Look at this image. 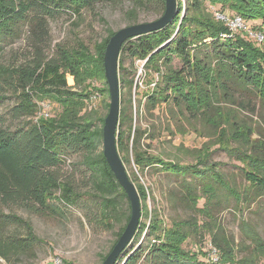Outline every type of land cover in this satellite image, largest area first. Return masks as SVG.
I'll return each instance as SVG.
<instances>
[{"label":"trees","instance_id":"obj_1","mask_svg":"<svg viewBox=\"0 0 264 264\" xmlns=\"http://www.w3.org/2000/svg\"><path fill=\"white\" fill-rule=\"evenodd\" d=\"M177 3V14L166 28L128 40L121 57L126 51L135 62L143 64L148 88L139 110L143 106L152 115L163 106L192 123L200 121L208 127L212 140L201 150L191 152L194 164L167 161L142 150V141L154 139V135L146 137V130L135 124L134 96L140 88L134 77L122 76L121 88L127 87L129 94L123 97L121 91L118 150L125 166L133 162L142 173L153 169L181 178L188 206L207 220L167 222L159 212L149 216L144 206L145 220L132 243H138L143 235L144 239L138 245L131 243L117 264H215L216 258L221 264H262L264 238L243 219L246 240L242 252L246 254L240 257L238 246L228 238L214 211L220 204L230 203L231 198L246 208L264 198V132L242 121L236 107L242 104L264 118V46L237 34L240 29L232 32L225 21L217 19L218 14L240 17L248 36H256L250 23L259 21L257 30L264 36V0ZM104 5H127V26L139 24L140 13L148 9H154L158 18L166 9L164 0H0V42L27 23L36 49L28 64L17 68L0 65V87L18 94V104L9 109L7 116L0 114V259L6 264H23L18 257L34 242H41L32 225L12 213L14 206L44 216L60 209L56 203L71 208L83 200L70 181H62L54 173L69 155L79 156L89 172L91 194L98 200L106 227L113 228L111 221H124L109 252L101 257L102 263L130 221V202L103 155V127L110 105L104 56L115 31H109L93 53L78 42L76 48L58 45L54 55H44L49 47L50 19L70 13L80 20L85 12L95 13ZM121 57L119 68L126 72ZM175 58L182 63L179 69L173 68ZM68 76L74 78V88L68 85ZM95 95L102 97L106 114L89 110ZM44 101L57 103L60 112L50 115L42 110L39 103ZM16 121L22 124L14 129ZM217 145L240 164L247 183L241 192L225 178L221 164L211 161L212 147ZM129 176L134 184L138 182L136 173ZM135 185L141 202L146 204L148 190ZM122 200L127 201V212L121 208ZM202 200L204 207L198 208ZM16 224L27 229L29 240H19L8 232ZM188 242L194 247L186 249Z\"/></svg>","mask_w":264,"mask_h":264},{"label":"rangeland","instance_id":"obj_2","mask_svg":"<svg viewBox=\"0 0 264 264\" xmlns=\"http://www.w3.org/2000/svg\"><path fill=\"white\" fill-rule=\"evenodd\" d=\"M127 7V5L126 7L100 6L95 13L85 12L80 20L70 13L56 15L55 18L49 20L50 41L49 47L44 49V55L46 57L54 55L58 45L71 49L76 48L78 42H82L93 53L95 45L102 42L108 36L109 31L116 32L127 27L125 15ZM155 12L154 9H148V11L140 13L139 23L156 20L158 15ZM250 24H253L252 29H254L253 32L257 33L256 36H248L244 32L245 26L236 33L242 35L246 40L256 43L257 46L263 47L264 41L257 37L259 35L257 28L260 22ZM250 35L252 34L250 33ZM35 54L36 49L33 46L30 26L27 23L17 27L13 36L4 38L0 42V65L3 67L17 68L28 64ZM121 58H123V67L128 71L125 72L119 68L120 79L122 76H126L128 79L134 77L140 88L137 95L134 96V106L137 109L135 124L146 130V137L151 134L154 135V139L145 138L142 141V150L148 151L149 154L160 155L167 161L194 164L196 162L195 155L191 152L201 150L205 144L212 140V137L209 136L208 127L200 121L192 123L188 118L185 119L177 112L165 109L163 106L150 115L143 108L146 101L143 92L147 91L148 88L143 64L135 62L126 51ZM181 65V61L175 58L173 68L179 69ZM68 85L73 88L75 86V80L71 76H68ZM96 86L99 84L97 83ZM121 91L123 97L129 94L127 87L123 86ZM0 92V96L5 98L0 100V114L7 116L9 109L18 104V94L5 89V87H0ZM102 100V97L95 95L89 110L94 109L101 115L106 114L107 111L102 107ZM252 100L255 101V98L253 97ZM140 101H142L143 106L139 110ZM39 105L42 110H47L50 115H56L60 112V107L55 102L44 101L40 102ZM236 107L240 111L239 116L242 121L254 128L260 127L264 132L263 117L252 114L242 104H237ZM21 124L22 121L13 123L14 129ZM212 150L214 154L211 161L221 164L220 171L231 185L241 192L247 183L239 169L240 164L235 159L230 158L226 152L218 150V145L213 146ZM126 169L129 175L136 173L139 180L135 184L142 185L149 192L146 204L141 202L143 213L144 206H146L149 216L159 212L167 222L191 218H196L200 223L207 220L206 217L193 212L188 206L184 197L181 178L157 173L153 169L142 173L133 162L126 165ZM54 173H57L62 181H70L75 190L83 195V200L71 208L56 203L55 205L60 206V209L44 216L33 214L21 206H14L12 213L28 221L32 225L34 235L41 241L34 242L23 256L18 257L20 258L19 263L52 264L55 259L59 258L65 264H102L101 257L109 252L124 221L121 224L116 220L111 221L114 224L113 228L108 229L106 227L100 215L98 200L94 199L91 194L90 174L81 164L79 156H67L63 163L54 169ZM120 202L121 208L127 212V201L122 200ZM203 207L204 201L202 200L199 202L198 208ZM214 213L216 220L225 229L228 238L238 246L240 257L246 254L242 252L246 240L242 226L243 219L264 238L263 197L249 208H246L244 204L239 205L231 198L230 203L220 204ZM144 220L145 217L142 215V222ZM8 232L15 235L19 240H29L28 231L24 226L12 225ZM144 236L140 238L139 242L144 239ZM136 241L131 245H138L139 242ZM29 245H31V240ZM185 247L190 249L194 247V244L188 242ZM0 263L6 264L1 259Z\"/></svg>","mask_w":264,"mask_h":264},{"label":"water","instance_id":"obj_3","mask_svg":"<svg viewBox=\"0 0 264 264\" xmlns=\"http://www.w3.org/2000/svg\"><path fill=\"white\" fill-rule=\"evenodd\" d=\"M164 1L166 9L162 17L152 22L139 23L116 31L108 43L104 56L105 78L109 89L110 105L103 127V155L116 180L127 195L131 207V217L122 236L102 264H117L119 258L136 237L143 214L140 194L132 182L118 150V128L121 114L120 55L123 45L128 40L159 32L173 21L177 14V0Z\"/></svg>","mask_w":264,"mask_h":264},{"label":"built area","instance_id":"obj_4","mask_svg":"<svg viewBox=\"0 0 264 264\" xmlns=\"http://www.w3.org/2000/svg\"><path fill=\"white\" fill-rule=\"evenodd\" d=\"M217 19L225 21L228 24V26L232 32H236L237 30L244 27V23L240 17L229 18V17H225L221 14H218ZM257 37L260 38L262 41L264 40V36L262 34L257 35ZM45 116H48V114H45ZM215 255H216V251L213 250L212 256H215ZM218 261L219 260L216 258L213 260V263L219 264ZM52 264H64V263H63V260L57 258L52 262Z\"/></svg>","mask_w":264,"mask_h":264}]
</instances>
